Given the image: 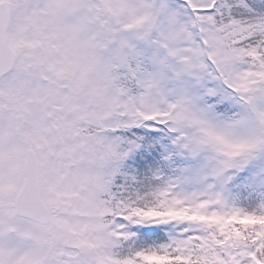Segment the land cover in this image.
Listing matches in <instances>:
<instances>
[{
  "label": "snow or ice",
  "instance_id": "1",
  "mask_svg": "<svg viewBox=\"0 0 264 264\" xmlns=\"http://www.w3.org/2000/svg\"><path fill=\"white\" fill-rule=\"evenodd\" d=\"M0 264H264V0H0Z\"/></svg>",
  "mask_w": 264,
  "mask_h": 264
}]
</instances>
